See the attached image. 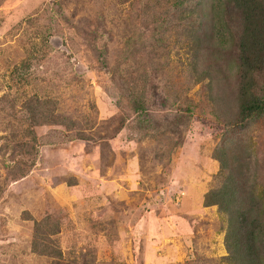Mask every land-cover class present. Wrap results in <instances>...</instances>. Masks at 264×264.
Segmentation results:
<instances>
[{
  "label": "rangeland",
  "instance_id": "rangeland-1",
  "mask_svg": "<svg viewBox=\"0 0 264 264\" xmlns=\"http://www.w3.org/2000/svg\"><path fill=\"white\" fill-rule=\"evenodd\" d=\"M180 3L0 0V264H231L226 215L202 201L226 127L215 96L233 109L239 79L231 63L209 90L192 66L225 26L233 49L241 15ZM240 139L264 189V117Z\"/></svg>",
  "mask_w": 264,
  "mask_h": 264
},
{
  "label": "trees",
  "instance_id": "trees-1",
  "mask_svg": "<svg viewBox=\"0 0 264 264\" xmlns=\"http://www.w3.org/2000/svg\"><path fill=\"white\" fill-rule=\"evenodd\" d=\"M179 1L183 3L188 0ZM218 8L221 10L220 14L216 13ZM211 9L215 11L214 22L218 24L223 23L228 11L239 12L241 27L231 50L228 46L229 37L234 34L230 33L228 26L217 34L218 42L215 44L217 55L210 54L213 58H209L204 64L194 63L192 68L195 71L203 66L200 71L193 74L194 82L201 83L207 79L205 84L212 90L210 87L213 83L219 81L216 78L217 73L223 74V67L234 63L239 88L237 91L232 90L235 104L233 109L226 106L225 95L215 96L224 109L220 110L222 117H217L225 121L226 127L212 152V157L219 163L217 173L219 182L204 193L202 204L205 207L216 205L218 210L226 215L227 230L224 239L228 250L226 260L231 264H264L262 258L264 225L261 220L263 213L259 208L264 189L257 183L256 176L250 177L249 161L244 163L239 161L240 156L245 154L247 158L257 155L254 141L251 140L248 146L240 136L254 119L264 117V81L259 79L264 72V0H211ZM192 37L196 40L197 47L191 60L193 62L200 60L197 54L201 50V40L196 30H192ZM210 47L212 48L211 45ZM227 52L231 54L221 61ZM225 75L226 73L222 77ZM57 117H61L62 123L67 121L66 125L70 124L69 118L63 115ZM243 207L246 210H243ZM254 210H258L256 216L251 214ZM45 249L39 248L38 252L49 254L50 252Z\"/></svg>",
  "mask_w": 264,
  "mask_h": 264
}]
</instances>
